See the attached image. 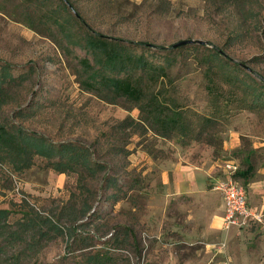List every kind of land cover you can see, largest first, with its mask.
Segmentation results:
<instances>
[{
    "label": "rangeland",
    "instance_id": "obj_1",
    "mask_svg": "<svg viewBox=\"0 0 264 264\" xmlns=\"http://www.w3.org/2000/svg\"><path fill=\"white\" fill-rule=\"evenodd\" d=\"M73 1L91 27L105 34L163 45L202 39L175 50V83L167 86L187 115L195 117L197 111L199 119L170 137L142 127L120 128L118 120L127 115L140 119V109L80 86L76 69L84 50L66 46L58 27L44 19L58 0H0V63H10L15 74L32 69L24 82L11 86L2 114L51 140L86 144L93 158L107 165L87 178L97 190L96 214L84 218L91 222L78 230L91 239L68 243L58 236L37 253L28 252L24 243L7 244L0 264H87L85 257L95 251L109 255L108 264H264V79L259 75L264 76V0L246 2L247 15L238 8L241 0ZM216 47L230 65L208 56ZM162 55L152 57L163 60ZM233 62L243 64L237 68ZM207 70L215 81L213 91ZM236 76L255 83L256 91ZM19 108L28 114L13 116ZM179 153H204L220 162L236 159L260 218L221 230L210 247L203 238L185 241L153 199L154 163ZM107 174L119 178L118 200L110 196L113 188H104ZM73 191H79L78 174L59 172L44 157L36 156L22 172L0 163V207L12 209L11 221L26 204L57 214Z\"/></svg>",
    "mask_w": 264,
    "mask_h": 264
},
{
    "label": "trees",
    "instance_id": "obj_2",
    "mask_svg": "<svg viewBox=\"0 0 264 264\" xmlns=\"http://www.w3.org/2000/svg\"><path fill=\"white\" fill-rule=\"evenodd\" d=\"M225 1L229 3L233 0ZM248 1H239L238 8L244 15H247L245 4ZM44 19L58 27L66 46L74 45L84 50V54L79 56V66L76 69L83 89L111 102L122 98L140 109V119L127 115L118 120L117 126L120 128L132 126L133 130H138L142 127L157 135L170 137L175 130L186 132L199 119L197 111H193L197 114L195 117L188 116L185 107L167 89L168 81L171 85L175 83L171 73L176 60L175 50L187 43L178 46L163 45L105 34L91 27L73 0H58L47 10ZM78 24L80 29L74 27ZM159 53L163 54V60L152 57ZM222 55L223 50L219 47L208 54L211 59L219 61L221 66L230 65V59H224ZM233 63L237 68L243 64ZM207 71L209 76L210 70ZM31 72L28 70L15 74L10 63H0V163H8L13 170L22 172L35 163L36 156H41L59 172H76L79 188L78 192L71 193L57 214H43L26 204L22 215L11 221L12 209L0 207V241L4 242L0 244V250L7 244L24 243L28 252L37 253L42 246L58 236H66L68 243L70 240L75 243L92 238L89 235L83 236L78 230L80 226L91 222L84 218L91 219L96 214L93 200L97 196V190L88 184L87 178L97 177L106 170L107 165L94 159L90 146L86 144L73 140H51L45 134L28 129L2 114L4 106L10 101L13 83L24 82ZM259 75L264 79L262 74ZM236 80L245 85V88H251L252 92L257 89L255 83L244 77L236 76ZM215 87L214 78L210 75L208 89L213 91ZM26 114L28 112L19 108L14 111L13 116ZM210 118L206 116L205 119L211 121ZM104 188H113L110 196L115 200L119 199L121 185L117 175L107 174ZM109 258V255L99 251L89 252L85 257L87 264H108Z\"/></svg>",
    "mask_w": 264,
    "mask_h": 264
},
{
    "label": "crops",
    "instance_id": "obj_3",
    "mask_svg": "<svg viewBox=\"0 0 264 264\" xmlns=\"http://www.w3.org/2000/svg\"><path fill=\"white\" fill-rule=\"evenodd\" d=\"M153 168L156 170L153 199L162 205L161 211L169 217V225L177 229L185 241L196 242L203 238L210 247L216 233L238 228L224 225L225 199L214 187L217 179L229 176L224 162L204 153L195 156L179 153L156 161ZM240 170L239 166L235 177L243 183L238 175ZM247 191L249 204L256 210L248 188Z\"/></svg>",
    "mask_w": 264,
    "mask_h": 264
},
{
    "label": "built area",
    "instance_id": "obj_4",
    "mask_svg": "<svg viewBox=\"0 0 264 264\" xmlns=\"http://www.w3.org/2000/svg\"><path fill=\"white\" fill-rule=\"evenodd\" d=\"M224 163L229 170V176L217 179L214 187L222 193L225 199L224 225L240 227L254 218H260V215L249 204L247 188L235 177L240 166L239 163L231 158L226 159Z\"/></svg>",
    "mask_w": 264,
    "mask_h": 264
},
{
    "label": "water",
    "instance_id": "obj_5",
    "mask_svg": "<svg viewBox=\"0 0 264 264\" xmlns=\"http://www.w3.org/2000/svg\"><path fill=\"white\" fill-rule=\"evenodd\" d=\"M202 42L203 40L202 39H194V38H183V39H180L176 42H174V46H178L180 44H184V43H188V42Z\"/></svg>",
    "mask_w": 264,
    "mask_h": 264
}]
</instances>
